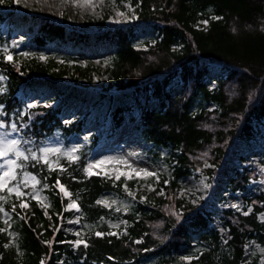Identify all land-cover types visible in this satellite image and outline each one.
<instances>
[{
    "label": "trees",
    "instance_id": "16d2710c",
    "mask_svg": "<svg viewBox=\"0 0 264 264\" xmlns=\"http://www.w3.org/2000/svg\"><path fill=\"white\" fill-rule=\"evenodd\" d=\"M13 2L0 3V23L14 17ZM130 2L138 11L139 22L152 25L158 34L159 39L146 50L134 47L132 24L107 28L100 24L98 30L86 32L68 28L52 18H40L38 28L26 41L28 53L36 57L18 63L14 56L12 61L6 59L13 51L11 35L0 29V75L5 77L0 82V88L4 89L0 92V121L7 130L15 123L18 139L28 141L22 147L33 151L43 147L50 137L60 135L68 140L80 133L83 120L63 124L61 106L29 107L19 92L32 89L39 79H58L69 69L68 61L84 55L82 48L90 45L92 38L94 43L112 49L103 52L111 55L107 74L108 86L114 92L99 91L102 98L111 102L117 99L110 107L111 127H120L128 117L154 153L167 149L168 160L175 163L172 179L167 185L160 183L165 190L163 195H152L121 216L97 203V198L105 191L120 190L124 180L115 183L86 174V148L74 154L78 157L75 161L62 152L51 154L50 161L59 157L54 171L42 161H22L26 164L24 170L41 181L37 188L48 196L49 214L54 222H57L54 213L70 215L63 211L68 199L61 200L53 187L56 179L72 193L71 199L76 200L81 212L79 237L84 242L73 246L74 235L61 230L53 234L37 198L30 195L21 197L29 210L27 217L18 218L12 205L18 209L20 199L14 193L4 192L0 195L8 199L0 204L9 213L10 227L0 232V264H58L62 259L66 264H142L147 260L153 264H262L261 255L245 261L243 254L250 239L255 240L264 254V221L257 218L264 213L263 193L246 199L252 207L247 215L224 211L222 219L227 230L220 236L211 226L209 212L178 197V181L201 160L211 161L213 171L221 167L233 144L238 140L249 142L257 124L264 121V0ZM211 15L221 19L209 18ZM204 19L208 20L206 26L199 23ZM27 29L32 31V20L27 19ZM68 41L77 51L65 47ZM5 47L8 53L3 51ZM45 51L50 52V57L39 61L37 56ZM54 59L65 63L61 66ZM71 67L79 73L89 70L78 65ZM212 68L226 73V78L218 82L216 90L210 91L207 78L212 76ZM176 76L183 86L174 95L169 88ZM131 99L138 111L136 125L128 106ZM211 104L215 107L208 110ZM235 174L230 179L233 190H245L249 177H255L247 170ZM44 184L49 187L43 188ZM22 190L31 193V185L22 186ZM117 217L126 219V232L108 235L106 220ZM4 218L0 213V228H5ZM96 232L104 235L97 236ZM9 233L15 234L14 244L5 247ZM179 255L189 260L179 259Z\"/></svg>",
    "mask_w": 264,
    "mask_h": 264
},
{
    "label": "rangeland",
    "instance_id": "374dc122",
    "mask_svg": "<svg viewBox=\"0 0 264 264\" xmlns=\"http://www.w3.org/2000/svg\"><path fill=\"white\" fill-rule=\"evenodd\" d=\"M129 4L131 10L126 7ZM12 8H14L15 13L14 17L11 18L13 21L9 23L11 19L8 18L1 22L0 29L3 34L11 32L10 42L14 50L13 56L18 63L36 57L29 54L26 47V41L39 25L38 19L34 18L51 17L63 22L70 28L86 32L96 31L100 24L104 28L132 24L135 26L133 29L134 46L139 50L148 48L156 38V32L153 30L152 25L141 24L137 20L138 11L130 0H19L18 3L14 0ZM119 12H123L127 19L120 17ZM27 19L32 20V31L27 29ZM19 20L21 21L19 22ZM204 21L206 20H200L199 23L205 24ZM89 40L90 45L82 48L84 55L66 63L69 67L67 72L62 73L58 79L52 81L39 79L36 86L27 91L21 90L19 95L25 98L28 106L36 104L61 106L63 108L61 115L63 124L72 123L76 119L84 121L80 134L69 137L67 141L60 135L50 137L43 147L59 148L62 153L75 148L76 151L73 155L78 152V149L86 147L85 151L88 156L86 167L89 163H95L97 160L116 158L126 159L131 168L137 170L143 168L157 174L149 177L137 176L131 172L128 166L115 163L107 164L102 169H94V171L100 172L99 176H104L113 182L121 179L140 181L134 186L123 185L120 191H106L97 198V201L107 200L110 204L115 201L111 207L101 205L123 216L129 213L132 207L140 201L152 197V194L156 196L161 193L162 189L159 187L161 176L164 175L165 178L169 179L175 163L168 160L169 151L167 149H161L157 154L154 153L155 151L151 148L150 143L145 142L140 137L128 117L120 127L116 129L110 127L111 114L109 107L111 101L109 99L101 100L98 90L109 88L107 68L111 63V55L105 54L103 51L105 49L107 52H111L112 49L108 45L94 43L92 38H89ZM14 44L15 47H13ZM72 44L71 41H68L65 47L68 50L77 51V47ZM22 53H28V55L24 56ZM41 56L46 57V59H39ZM48 57H50V52L45 51V53L37 56V59L46 61ZM54 60L61 66L65 63L60 59ZM72 65H78L80 68L86 67L89 70L79 73V71L71 69ZM217 69L212 68V72H217ZM113 90V87H110L108 91L102 90V92H113ZM116 102L117 99H114L112 104ZM133 103L134 101L131 99L128 106L131 108V114L136 125L138 123V112L135 110ZM209 108H213V106L211 105ZM0 132H11V130L2 128ZM9 138L18 139L19 133L17 131L11 132ZM202 156L206 157L205 154ZM218 168L215 172L211 161L201 160L196 168L179 179L178 197L191 206H202L207 212H210L213 218L211 225L222 233L224 231L222 226L224 211L231 210L244 215L248 214L252 209L245 204V197H252L258 192L264 193V181L260 177L264 175V122L256 127L249 142L237 141L221 167ZM242 168L255 170L257 177L250 180L246 190L234 191L230 179L234 177L236 170ZM105 172L107 175L104 174ZM119 172L130 173L132 178L129 179L127 176L121 175L119 179H116ZM204 184H207L208 187L205 188ZM4 192H0V194ZM129 192L133 195H129ZM60 196L62 199L64 198L63 193ZM36 198L39 207L45 216L49 218L51 206L48 196L40 192V195ZM67 205L66 210L71 211V216L68 218L64 215H58L61 221L57 226L53 222V228L54 230L62 229L66 234L70 232L76 234L80 227L79 223H75V221L80 220V211L67 209ZM117 208L120 210L117 211ZM27 210L26 207L24 209L20 208L21 213L17 210L15 212L25 214ZM5 219L8 220V225H5V228L9 229L10 219L9 217H5ZM258 220L264 221V214H259ZM106 224L110 232L116 234L119 232L124 233L128 223L124 218L117 217L107 219ZM113 225L119 227H113ZM11 234L13 235L10 236L6 244L8 246L14 244L15 234ZM257 254L261 255L259 260L264 264L263 249L255 240H248L244 246L243 258L248 261L251 256ZM181 256L179 255V259H181ZM58 264H66V262L60 260ZM142 264H153V261L147 260Z\"/></svg>",
    "mask_w": 264,
    "mask_h": 264
},
{
    "label": "snow or ice",
    "instance_id": "6c2138e0",
    "mask_svg": "<svg viewBox=\"0 0 264 264\" xmlns=\"http://www.w3.org/2000/svg\"><path fill=\"white\" fill-rule=\"evenodd\" d=\"M2 2L3 0H0V3ZM16 2L18 3L19 0H16ZM126 7H129V9L131 10L130 4L126 5ZM118 15L120 17H124L125 19H127V17H125V14L123 12H119ZM212 19H221V18L213 16ZM204 23L207 24L208 21H204ZM233 31H235V29H233ZM15 46L16 45L14 44L13 47ZM3 51L5 53H8L7 47H5ZM22 55L27 56L28 53H22ZM6 59L9 61H12L13 57L10 53H8L6 56ZM39 59L44 60L46 59V57L41 56L39 57ZM4 79L5 77L0 75V81ZM2 91H4V89L0 88V92ZM4 127H5V124L2 121H0V129ZM10 127H11V132L18 131L15 123L11 124ZM11 132H0V192H4L6 190L9 195L14 193L18 200L21 199V197H24L26 195H30L32 199H36V197L40 195V191L42 190V189L37 188V186L41 184V181L37 179V176L24 170L26 168V164L22 163V161L32 160V161H36L37 163H40L42 161L45 165L48 166L50 171H54L56 169L53 167V165L54 164L57 166L59 165V157H57V160L55 161H50L49 156L51 154L60 153L61 150L59 148H52V147H40L37 151H33L31 148L24 149L22 147V143H28V141L22 142L20 139H17V138H9L11 136ZM85 139H87V137H85ZM75 151L76 149L73 148L67 151L66 153H64V155H66L70 161H75L78 159L77 156L73 155ZM111 163L126 165L131 169V172L135 173L137 176L143 175L145 177H149V176L157 175L156 173L150 172L147 169L141 168L137 170L135 168H131V165L128 164V161L126 159H116V158H105L102 160H97L95 163H89L87 167L85 168V172L88 175H99L100 172L94 171V169H97V168L102 169L103 166L107 164H111ZM60 170L63 171L64 169L61 167ZM104 174L107 175L106 172ZM121 175H125L129 179L132 178L130 173L119 172V174L116 176V179H119ZM29 185H31L32 191L31 193H25L22 190V186L28 187ZM56 186H58L59 191L63 193V196L69 198L70 200V203L67 205V209H75L76 211H79V206L77 205L76 200L71 199L72 193H70L65 188L64 184L60 182L59 178L56 180V185H54L53 187H56ZM48 187L49 185L47 184L43 185V188L45 189ZM204 187L207 188L208 185L204 184ZM160 194L163 195V191H161ZM129 195H133V194L129 192ZM7 199H8L7 196L0 195V201L6 202ZM97 203L104 204L106 207H111L112 204L115 203V201H112V204H110L107 200L97 201ZM26 207H27L26 203L24 202L20 203L21 209H24ZM15 209H16V205L13 204L12 211H15ZM119 210L120 209L117 208V211ZM0 213H3L5 217L9 216V213L5 211L2 204H0ZM75 223H79V220L77 219ZM4 224L8 225L7 219L4 220ZM113 227H119V226L113 225ZM6 231H7V228H0V232H6ZM95 234L97 236L104 235L101 232H96ZM9 235L11 236L13 234L9 233ZM76 235L79 236V233H76ZM108 235H115V233L110 232L108 233ZM82 242L83 241L81 240L74 241V243L77 246L80 245ZM5 247H8V245H5ZM185 259H188V258H185Z\"/></svg>",
    "mask_w": 264,
    "mask_h": 264
}]
</instances>
